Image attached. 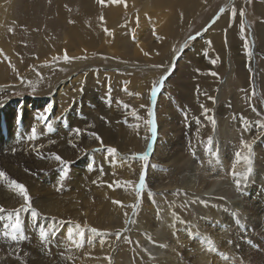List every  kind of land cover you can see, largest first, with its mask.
<instances>
[{"label":"bare ground","instance_id":"6f19581e","mask_svg":"<svg viewBox=\"0 0 264 264\" xmlns=\"http://www.w3.org/2000/svg\"><path fill=\"white\" fill-rule=\"evenodd\" d=\"M69 1H53L54 24L37 31L35 45L32 6L11 0V7L0 8V171L9 177L0 178L6 210L0 213V264H163L181 261L183 244L186 254L194 252L184 264H232L234 246L244 244L238 222L254 213L264 220L263 107L253 96L256 84L264 96V0L253 6L259 45H249L243 6L235 0L236 18L230 11L215 22L208 16V30L182 50L184 33L215 0H78L76 10ZM18 6L24 18L11 23L9 13ZM20 29L26 43L17 36ZM252 48L261 66L251 62ZM135 68L143 69L142 77ZM162 73L167 79L152 108L151 90ZM27 84L41 93L11 97ZM119 96L129 109L119 107ZM141 111L144 120L137 117ZM152 119L157 141L145 161L138 157L153 138ZM108 147L117 153L110 155ZM141 176L145 184L138 189ZM11 180L25 185L41 213L34 220L21 211L15 242L3 233H11L15 210L25 201ZM185 203L196 210L194 218L181 211ZM76 225L85 231L83 241ZM41 228L49 233L46 242ZM129 238L139 248L125 246Z\"/></svg>","mask_w":264,"mask_h":264},{"label":"rangeland","instance_id":"374dc122","mask_svg":"<svg viewBox=\"0 0 264 264\" xmlns=\"http://www.w3.org/2000/svg\"><path fill=\"white\" fill-rule=\"evenodd\" d=\"M20 1L24 5H28L30 7L32 6L31 7L32 8V12H31V16L32 17H31V19H32L33 24H36L37 25V28L35 27L36 31H33L31 33V44L35 45V44H37V41H38L37 40V37H38L37 31H39V33L41 35L42 33L48 32L47 30H45V28H46V27H44L45 25L48 26V24H50V22L54 24L53 19L50 17V9L53 10V1L54 0H20ZM141 1H143V0H141ZM233 1H235V0H215L213 6H211V7H213V9L210 8V9H208L204 13L203 16L197 17L195 19V24H192L190 26L189 31H187L186 33H184V35L186 34V38H185V40H184V42L182 44V47L180 46L181 47V50L184 49V48L186 49L192 43H194L198 38L201 37L199 35L200 33H202L201 31L204 32V30L210 24L209 23L210 20L209 21L206 20L208 18V16L213 20V22H215L216 18H218L225 11H227V12L230 11L231 12V16H232L233 11H235V13H237L238 12V7L237 6H235L234 8H231L232 7V4L231 3ZM69 2H70V4H75V5L78 6V7L77 6L76 7H73L72 6V8L74 10H76L77 8H79L78 0H70ZM238 2H241V6H243V11L242 12L246 16V18H245L246 19V21H245V29H246V33H247L248 38H249V45L251 47H253L252 43H254V42H255V44L257 43V45H259V39H258V36L256 35V32H255V34H253V31L256 30V28H255L256 27V22H258L257 19H254L255 11H254V7L253 6L255 4V0H239ZM0 6H1L0 8H3V9H6L8 7H11L12 6L11 0H3L2 4ZM37 11H39V12H37ZM44 11H45V13H44ZM215 11H218V12L215 13ZM9 14H10L9 22L13 23L14 20L17 22V21H19V19H23L24 18V16H23V7L22 6H18V9H16V13L15 12L14 13L10 12ZM236 15H235L234 18H236ZM50 18H51V20H50ZM127 19H128V16L127 15H124L122 20H127ZM206 21H208V22L206 23V25H204ZM41 25H43V27H41ZM203 26H204V28H203ZM10 28L13 29V30H17L15 27H12V26H10ZM208 28L206 29V31L208 30ZM142 31H143V29L141 30V32ZM149 31H152V30L149 29ZM21 32H22V29L19 30L17 36L24 43H26L24 37H26V38H28V37L26 36L25 33L23 34L24 35V37H23L22 34H21ZM143 33L144 32H142L141 34H143ZM190 33H192V34L187 37V35L190 34ZM191 37H195V39H190ZM251 53H252V56H253V58L251 59V62L256 63L258 61V65L260 64V66H261L262 65V62H263V59L260 58L259 56L253 55L255 53V49L254 48H252ZM255 56H256V58H255ZM105 58L106 57H104V59ZM137 65L138 64H135L134 66H137ZM156 69H160V67L154 68L152 70H156ZM175 69H173V70H175ZM132 70H135L136 73H138L139 77H142V74L141 73H142V70L143 69L140 70L139 68H135V69H132ZM165 71H167V70H165ZM155 72H157V71H155ZM165 73H167V72H165ZM163 74L164 73L157 75V78L155 79L153 86L154 85H157L159 83V81L164 77ZM34 88H35V84L34 85L33 84H27L26 87H24V89L23 88L22 89L19 88L20 90L18 89V90H14L13 92H11V97L12 98H17V99L19 98L18 101H20V100H22L25 97V94H29V93H33V92L34 93H41V92L37 91ZM163 89H164V87H163ZM163 89H162V92H163ZM33 90H35L36 92L33 91ZM19 91H21V92L19 93ZM125 91L127 92L126 86L124 88V91L121 93V96H122V94H124ZM121 96H119L118 100L121 101V99H122L123 102L122 101L121 102L119 101V107L121 109L122 108L124 109V105L125 104L128 105V107H129L128 101H124ZM253 96L255 97L254 98V103L255 104L257 103L256 105H260L261 108L263 107V109H262L263 110L262 111L263 113L260 115V118L262 117L261 120H262V123L264 124V99H263L264 96L261 93V91L259 90V87L257 86V84H256V86L253 89ZM150 105H151V103H150ZM137 117L141 118V120H144V115H143L142 111H141L140 116L138 115ZM33 121L34 120H31V121L28 122V127L31 130H35V127H36V121H34V122ZM126 121L127 120H125V122ZM66 128H67V126H66ZM168 201L171 202V200H168ZM185 205H186V207H185ZM188 205H189L188 203H185L183 205L184 207L183 206L181 207V211L182 212H185L184 214H185V216L187 218H191L192 219V218H194L196 216V213L197 212H196L195 209H193V207H189ZM194 210H195V212H194ZM257 214L258 213H254V215L250 219H249V216H245V217L243 216L244 218H247L248 219L247 220L248 222L247 221H245V223L242 222L241 223L242 225H240V222H238L239 223V226H240V229H241V231L238 232V235L241 237L242 241L244 240L243 241L244 244H242L240 246H234L235 249L233 250V255L232 256L234 258L232 257V259H233L232 260L233 261L232 264H237V263H239V264H264V236H262V235H264V226L262 225V224H264V220L262 218V215L256 216ZM259 224L261 226H259ZM243 225H245V226H243ZM257 227H259V228H257ZM198 234H199L198 232H196V231L194 232L195 238H196V236H197V238L200 237V235H198ZM206 234L209 235L208 233H206ZM126 244L133 251H134V249L139 248L138 242H136V240L134 238L126 239L125 246H126ZM213 244L214 243L212 242V245ZM186 245L187 244H183V246L178 249V253H179V256H180L181 261H177L176 257H174L170 262L163 263V264H184L183 263L184 260L186 261V259L193 258L194 252L191 251V254H190L191 256L188 255V254H186V250H185V246ZM216 245H218V244H216ZM122 246H124V244H122ZM175 253H176V250H175ZM221 253H224V251L221 252ZM243 257H245V258H243ZM134 258H133V260L136 261L137 259H134ZM25 259H27V261H30L31 260V258H29V257L28 258L25 257ZM218 260L220 261L221 259L218 257ZM216 263L217 262H215V264Z\"/></svg>","mask_w":264,"mask_h":264},{"label":"snow or ice","instance_id":"6c2138e0","mask_svg":"<svg viewBox=\"0 0 264 264\" xmlns=\"http://www.w3.org/2000/svg\"><path fill=\"white\" fill-rule=\"evenodd\" d=\"M99 2L101 4H104L105 3V0H99ZM120 2H121V0H112V3H114V4L115 3H120ZM235 15H236V13H235V11H233L232 16L235 17ZM241 15H243V13H241ZM101 20H103V17H101ZM105 31H107V29H105ZM241 31H243V28L241 29ZM109 34H111V33H109ZM190 39H195V37H191ZM145 55H147V53H145ZM54 59L55 60H59V57H54ZM63 59L65 61H68L69 60V57L67 55V51L66 50H65V54H64ZM212 63L215 64L216 61L213 60ZM211 75L216 76L217 73L212 72ZM166 79H167V76L163 77L159 81V84L158 85H154L152 87L151 96L153 97V99H155V97L157 96L158 92L160 90H162ZM82 90L83 89H81V91ZM124 107L127 108L128 105L125 104ZM253 110H255V109H253ZM48 111L50 112V109ZM207 111L208 110L206 109L205 112L207 113ZM149 115L150 116H153L154 114L150 112ZM20 118L22 119V117H20ZM40 118L41 119H47V117L44 114H41ZM209 119L211 120V123L214 126L215 125V119L212 118V117H209ZM149 124L152 127L153 136H155V133H156L155 120L154 119L150 120L149 121ZM260 126L261 127H264V124H261ZM75 131H76V133L78 135L81 133V130L78 129V128ZM33 133H35V130H33ZM92 135L95 137V139L97 141H100V143L103 144V140H102V138L98 134L93 133ZM212 144H213V141H212L211 138H209V140H208L209 150H211ZM73 146L75 147V145H73ZM244 147L245 148H248L249 151H251L250 145L244 144ZM107 152L110 155H114V154L117 153V149L114 148V147H108L107 148ZM235 156L239 160L241 158V153L240 152H237L235 154ZM138 158L141 159V160H145L146 161V160H148L149 157H148L147 153H145L144 155L139 156ZM217 158H218V153H217ZM55 159L57 161H60L61 163H64V161L62 160V158L59 155H56L55 156ZM248 163L251 164V160H249ZM249 171H251V169H249ZM232 175L233 176L236 175L235 174V171L232 172ZM0 178H2L5 181H8L9 180V177L7 176V174L4 171H0ZM9 182L14 187L15 190H18L19 195L22 196L23 199H24V201H25V204L22 207V209L15 210V219H14L13 223L11 224V233H8V232L3 233V235L5 237H9L10 236V239L15 242V241L18 240L17 232L22 230V223H21V219H20V213H21V211H23L25 213H30L31 217L34 220L38 219L41 216V213L35 207H33L32 203H31V198L29 196V193H28L25 185H23V184L15 181V180H11ZM143 187H144V177L141 176V179H140V188L143 189ZM236 187H237V189H239L241 187L239 180H237V182H236ZM114 203H118V202H115L114 201ZM5 211L6 210L3 208V206H0V213H5ZM173 216L176 217L177 219H179V217L176 215V213H173ZM9 219H12L11 214L9 215ZM76 228L79 229V231H78V233H76V235H78L79 238H80V240L83 241L84 240V237H85V231H84V229H81L79 225H76ZM89 231L93 235H96V236H101L102 237L103 235H105V233L99 232L96 228H91V229H89ZM73 235H74V233L72 231H69L67 233V236H68L69 239H71L73 237ZM39 238L41 239L42 242H46L48 240V238H49L48 231L46 229L41 228L40 231H39ZM77 246L79 247L81 245L78 244Z\"/></svg>","mask_w":264,"mask_h":264}]
</instances>
